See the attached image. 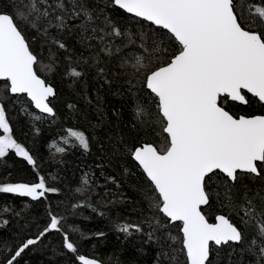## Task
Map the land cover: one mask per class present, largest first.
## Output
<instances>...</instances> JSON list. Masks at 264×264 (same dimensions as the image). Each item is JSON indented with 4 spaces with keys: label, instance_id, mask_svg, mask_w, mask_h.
<instances>
[{
    "label": "snow or ice",
    "instance_id": "snow-or-ice-1",
    "mask_svg": "<svg viewBox=\"0 0 264 264\" xmlns=\"http://www.w3.org/2000/svg\"><path fill=\"white\" fill-rule=\"evenodd\" d=\"M0 196V264H122L85 210L144 264H264V0H0Z\"/></svg>",
    "mask_w": 264,
    "mask_h": 264
},
{
    "label": "trees",
    "instance_id": "trees-1",
    "mask_svg": "<svg viewBox=\"0 0 264 264\" xmlns=\"http://www.w3.org/2000/svg\"><path fill=\"white\" fill-rule=\"evenodd\" d=\"M56 87L58 90H62V93H67L66 86L62 85L58 78L56 80ZM40 127V135L36 137L37 144L35 155H37L40 162L44 165L43 174L48 175L49 172L55 173L57 171L55 165H53L51 169L47 167L50 155L48 145L53 140L59 138L60 127L58 124H44ZM28 146L30 148L32 147L31 144ZM9 163H11V161H9ZM14 174L17 177H23L25 179L31 178L30 174L24 171L20 165H16ZM69 178H71V174H69ZM8 195L10 196V194ZM22 200L25 203L29 202L28 198H22ZM6 202L7 201L0 196V205L5 204ZM20 203L21 200H16V204ZM36 211L42 215L43 209L40 206H37ZM86 217H89V212L87 210L74 218L73 222L85 233L103 230L107 233V236L103 239L93 237L90 240L84 241L81 246V252L90 256L96 255L100 258H107L108 256L115 254L119 255L122 264H144V260L147 259V257H141L130 245L121 246L116 238L117 234L109 230L106 220L99 218L95 214H92L91 218ZM59 239L58 235L52 234L44 241L45 244L49 245L47 250L41 247L38 251H26L22 264H65L66 258L53 252V249L56 248L59 243ZM73 239H78V234L73 235ZM221 264H227L226 256L222 259Z\"/></svg>",
    "mask_w": 264,
    "mask_h": 264
},
{
    "label": "rangeland",
    "instance_id": "rangeland-1",
    "mask_svg": "<svg viewBox=\"0 0 264 264\" xmlns=\"http://www.w3.org/2000/svg\"><path fill=\"white\" fill-rule=\"evenodd\" d=\"M58 139H59V138H58ZM58 139H57V140H58ZM53 151H54V150H53Z\"/></svg>",
    "mask_w": 264,
    "mask_h": 264
}]
</instances>
